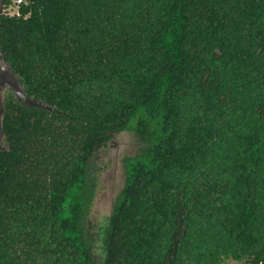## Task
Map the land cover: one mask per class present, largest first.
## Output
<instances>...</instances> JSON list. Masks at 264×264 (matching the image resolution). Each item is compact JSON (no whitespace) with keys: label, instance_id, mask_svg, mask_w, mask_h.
Listing matches in <instances>:
<instances>
[{"label":"trees","instance_id":"1","mask_svg":"<svg viewBox=\"0 0 264 264\" xmlns=\"http://www.w3.org/2000/svg\"><path fill=\"white\" fill-rule=\"evenodd\" d=\"M19 10L0 45L46 107L14 98L7 112L0 264H97L94 159L135 118L151 152L104 231V264H264V0Z\"/></svg>","mask_w":264,"mask_h":264},{"label":"rangeland","instance_id":"2","mask_svg":"<svg viewBox=\"0 0 264 264\" xmlns=\"http://www.w3.org/2000/svg\"><path fill=\"white\" fill-rule=\"evenodd\" d=\"M137 119L130 128L116 134L96 155L99 184L88 217V238L97 264H104V231L111 222L114 210L129 178L132 166L150 156L151 136H143L136 130ZM152 122V128L155 121ZM227 264H246L229 259Z\"/></svg>","mask_w":264,"mask_h":264},{"label":"flooded vegetation","instance_id":"3","mask_svg":"<svg viewBox=\"0 0 264 264\" xmlns=\"http://www.w3.org/2000/svg\"><path fill=\"white\" fill-rule=\"evenodd\" d=\"M8 0H4L2 5L1 18L5 12V8ZM24 92L19 77L14 73L10 62L7 60L1 45H0V156L3 152L8 150V144L6 143L5 136V119L10 104L14 98L19 99V94Z\"/></svg>","mask_w":264,"mask_h":264},{"label":"water","instance_id":"4","mask_svg":"<svg viewBox=\"0 0 264 264\" xmlns=\"http://www.w3.org/2000/svg\"><path fill=\"white\" fill-rule=\"evenodd\" d=\"M3 3H4V0H0V16H1V11H2V5H3ZM19 99H20L22 102H24V103H26V104H28V105L38 106V107H46L45 104H43V103H41V102H38V101L34 100L33 98L28 97V96L25 94V92H21V93L19 94Z\"/></svg>","mask_w":264,"mask_h":264},{"label":"built area","instance_id":"5","mask_svg":"<svg viewBox=\"0 0 264 264\" xmlns=\"http://www.w3.org/2000/svg\"><path fill=\"white\" fill-rule=\"evenodd\" d=\"M24 0H12L7 3L5 12L7 15H20L19 6Z\"/></svg>","mask_w":264,"mask_h":264}]
</instances>
